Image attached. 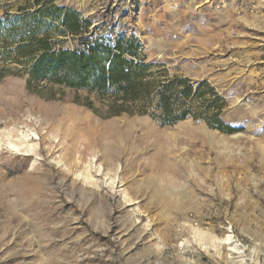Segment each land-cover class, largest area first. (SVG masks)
Segmentation results:
<instances>
[{
    "label": "rangeland",
    "instance_id": "rangeland-1",
    "mask_svg": "<svg viewBox=\"0 0 264 264\" xmlns=\"http://www.w3.org/2000/svg\"><path fill=\"white\" fill-rule=\"evenodd\" d=\"M50 1L110 46L136 39L153 71L207 82L238 130L109 116L106 97L29 81L0 38V264H264V0ZM20 7L36 9L0 0V17ZM50 32L64 48L81 39ZM147 126L175 136L163 160ZM12 128L33 136L31 155L4 149ZM226 234L241 257L212 239Z\"/></svg>",
    "mask_w": 264,
    "mask_h": 264
},
{
    "label": "trees",
    "instance_id": "trees-1",
    "mask_svg": "<svg viewBox=\"0 0 264 264\" xmlns=\"http://www.w3.org/2000/svg\"><path fill=\"white\" fill-rule=\"evenodd\" d=\"M25 1L35 11L20 7L14 15L1 16L0 38L10 48L5 58L14 55L13 62L24 64L29 81L106 97L109 116L137 114L163 126L191 117L220 132L238 130L220 120L226 104L207 82L194 87L186 78H167L163 71H153L158 65L143 62L136 39L121 37L110 46L104 37L90 34L89 22L75 11L59 9L50 0ZM52 29L79 36V44L74 49L60 46L50 36Z\"/></svg>",
    "mask_w": 264,
    "mask_h": 264
},
{
    "label": "bare ground",
    "instance_id": "bare-ground-1",
    "mask_svg": "<svg viewBox=\"0 0 264 264\" xmlns=\"http://www.w3.org/2000/svg\"><path fill=\"white\" fill-rule=\"evenodd\" d=\"M12 133H14V135L9 137V134H12ZM6 134H8V135H7V142H6V144H4L5 145L4 149H7L8 151H11V152H15L17 154L23 153L25 155H31L33 153L34 149L32 148V145L29 144L30 140L32 141V138H33V136L31 134L18 133L16 128L10 129L9 131H7ZM207 135H208V138H210L211 131L208 129H207ZM144 136L153 139L154 144L153 143L152 144L156 146V153L154 154L155 157H159L160 159H162V157H167V155L165 153H162L160 143L161 142L167 143L168 141H170L172 138L175 137L173 134H169V133L166 134V133H163L161 131H156L152 127L147 126L146 131L144 132ZM13 137H15V138L13 139ZM1 146L2 145H0V148H1ZM58 164L60 167L63 166V165H60L61 164L60 161L58 162ZM62 169L65 170L66 169L65 166H63ZM100 171H101V166L95 167L96 173H100ZM80 176L81 175L76 174L77 178H79ZM84 179H85V177H84ZM117 181L118 180H116V179L111 180L110 184H111L112 188H114V184ZM118 192H119L122 200L125 201L126 204H130V200L126 196L125 192L123 190H120V191L118 190ZM192 239H193L194 243H196L200 247H202L201 236L193 235ZM212 239L217 245L227 246L228 250L232 254L237 255L239 257L242 256V248L236 243V241L233 239V236L231 234H226L225 236H223L221 238L212 237ZM204 251H208V249L206 248V249H204ZM210 255L213 256V254H210Z\"/></svg>",
    "mask_w": 264,
    "mask_h": 264
}]
</instances>
